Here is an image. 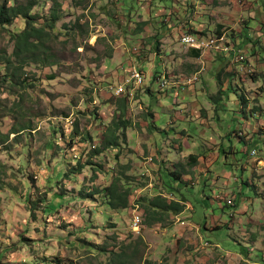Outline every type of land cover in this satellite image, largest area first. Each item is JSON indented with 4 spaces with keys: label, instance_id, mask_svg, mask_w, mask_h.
Masks as SVG:
<instances>
[{
    "label": "rangeland",
    "instance_id": "obj_1",
    "mask_svg": "<svg viewBox=\"0 0 264 264\" xmlns=\"http://www.w3.org/2000/svg\"><path fill=\"white\" fill-rule=\"evenodd\" d=\"M179 1L58 0L60 18L52 27V0H0V9L6 3L9 7L34 4L32 17L36 25L48 27L53 38L48 60L52 65L30 59L22 75L24 86L22 82H0V132L8 136H0V264H144L145 260L148 264H264V250H257L256 246L258 242L264 244V219L251 220L253 216L245 211L252 206L256 214L262 212L264 172L252 179V174L244 178L247 184L249 179L254 183L251 197L262 200L245 204V196L241 195L240 209L235 212L228 203H235L237 190L230 192L228 185L222 187L228 203L213 202L211 188L190 186L198 181L191 168L177 169L182 183L164 174L167 187L160 177L162 160L152 155L151 147L157 148L155 142L158 148L165 144L175 146L176 141L159 135L152 139L149 129L141 131L142 126L147 129L146 123H152L155 115L149 106L161 118L168 119L170 116L163 113L159 103L171 108L184 95L172 92L159 96L158 85L153 82L158 72L170 83L197 76L202 89L208 86L207 91L212 90L211 99L217 96L218 85L227 84L231 90L236 86L237 79L225 72L231 64L212 69L204 58L201 63L191 64L188 55L179 51L180 28L185 29L189 19L195 25L197 21L211 23L206 17L194 20L195 12L181 13L182 19L162 12L165 8L179 10ZM233 1L240 5L242 0ZM151 2L153 10L152 5L149 7ZM253 3L264 11V0ZM177 21L176 26L169 28ZM26 28L27 19L23 17L9 26L0 24V63L1 57L13 55V36ZM203 31L202 34L218 35L216 30ZM224 33L237 46L231 37L234 32ZM42 56L47 59L45 53ZM133 68L145 73L144 85L137 90L129 87L127 94L113 96L110 88L125 83ZM244 73L248 77L240 75L241 80H246L240 81L242 89H252L251 76ZM5 75V67L0 64V79ZM260 76L264 91V76ZM150 86H155L156 97L151 96ZM252 91L263 93L259 89ZM125 99H129L127 103ZM207 103V98L202 100L201 106L208 109L200 110L210 113L213 119L214 106ZM125 105L127 113L123 119L119 110ZM120 119L128 123L135 119L138 134L131 136L129 143L127 137L121 138L118 148L98 154L109 129ZM222 121L221 127L232 128L229 134L243 129L234 121L232 112L223 114ZM177 127L199 135L194 121L177 123ZM14 131L16 134H11ZM229 138L239 152V167L252 159L253 149L244 152L245 146H255L264 157V142L246 145L235 136ZM229 157L223 155L226 164ZM185 160L187 163L188 158ZM230 160L227 169L235 171V158ZM81 167L84 168L79 171ZM236 174L243 176L238 170ZM186 175L192 179L188 183L182 179ZM116 179L130 189V205L126 209H114L108 204L105 189ZM242 183L243 180L237 185ZM180 192L194 207L192 210L191 204L186 206L190 208L185 212L190 221L203 225L211 222L213 215L223 221H215L209 231L205 226L193 231L177 221L184 212L181 211L177 215L162 212L164 220L150 222L153 208L145 206L149 203L147 198L161 194L168 201H178ZM201 194L206 195L205 199H201ZM215 198L219 200L217 195ZM134 209L142 213L143 219L137 232L132 229ZM240 217L245 223L238 222ZM236 222L233 231L225 227L229 223L233 227Z\"/></svg>",
    "mask_w": 264,
    "mask_h": 264
},
{
    "label": "crops",
    "instance_id": "obj_2",
    "mask_svg": "<svg viewBox=\"0 0 264 264\" xmlns=\"http://www.w3.org/2000/svg\"><path fill=\"white\" fill-rule=\"evenodd\" d=\"M153 1L154 0H152V2ZM152 2L149 4V7L150 5H152L151 9L153 10L154 4H152ZM236 2L237 1L234 2L233 0H224V2H222L221 0H180L179 10L170 11L169 9L167 10L165 8V10L162 12L171 14L174 17L179 16L180 19L183 18V16H181V13L185 12L186 14H189L190 12H195V17H193L194 20L197 21L196 17H206L209 21H211V23H202L197 21V24L195 25V23L191 19H189V22L185 25L186 28L183 29L184 26L180 28V33L186 31L190 32V29L194 30L195 32H204L203 30L205 29H208L210 31L216 30L215 32L218 33H224V31L234 32L231 36L232 41L237 45V49H243L246 54L247 63H245V67H250L254 70L253 77H249L252 79V83L250 84L252 86V89H242L243 86L241 82H245L246 80L244 78L248 76H246L245 73L241 70L242 66L232 63L234 55L232 58L228 59L221 57L213 58L210 55H200L199 58H196L195 55L198 53V51L185 50L182 47H179L180 52L188 55L187 60H190L191 64L201 63V60L203 58L207 61L208 65H210V68L212 69H216V67H218L219 65L221 67L223 64H231L229 68L225 70V72L229 73L228 75L232 76L233 80L237 79L236 86L234 87V90H231V88L227 84L223 87H220L218 85L216 90L218 92L217 96L214 99H211L210 95L212 90L207 91L208 86L207 88L202 89L201 82H196L194 85L189 87L187 91L185 90L183 92L181 89H179V85L183 83L182 81L171 82L173 88L171 89L170 94L172 92L178 94L182 92L184 94L182 101L176 99L178 104H175V100L173 102L174 106L171 108H164L162 104L159 103V106L162 108L163 113L170 116L168 119L161 118V116L158 113L154 112L152 110V107L149 106V110L155 113V117L153 116L152 123L149 121L148 123H146L148 126L147 129L144 126H142L141 128V131L143 132L149 129L152 133V137H150L152 139H156L155 135H159L162 136V138L165 137V139L167 138L170 141H176L174 144L175 146H172V144H165L164 148H158L154 140V145L157 148L152 149L151 147V152H153L152 155L159 156L157 158H160L162 160L160 161L162 162L160 177L166 185L167 182L164 178L165 175L170 176L172 180H177L182 183L183 181L181 180V177L179 178V175H177L176 173L177 169L179 170L191 168L195 171L196 174L194 176L198 179V181L197 183H194L190 186L201 187L202 185H204L211 188L213 192V197H211L213 202L215 201L222 204L224 201H226L228 203L227 199H225L226 195L224 194V192L226 191L222 187L228 185L230 188V192L233 188L237 190L238 195H236L237 200L235 201V203H228L236 209L235 212L240 209L241 201L238 198L239 196L241 198V195L245 196V204L249 203L253 205V203L257 200H262V198L260 199V197H258L259 199H254L253 197H251L253 193L254 183H251L249 179L247 184L244 178H246V174H252V179L256 176L257 173L264 172V157L260 156V151L258 150V148H256L255 146H252V148L245 146L246 148L244 152H249L251 149H253L251 152L252 159L244 167H239L240 163L237 160V155L239 154V152L233 145V142H230L229 140V137L235 136L239 141L243 143L246 142V145H249V143H254L255 145L259 141L264 142V101L262 100V98L264 97V91L263 85L261 84L263 82V79L262 76H260H264V11L262 10L261 5L257 7V5L253 3V0H242L240 5ZM247 3L248 5H246ZM230 5L234 7L231 8ZM177 12H180V15L177 14ZM203 12H207L209 15H203ZM178 22L179 21L169 25V28H173L178 24ZM242 23L245 24L243 27ZM227 29H229L230 31H228ZM178 46H181L180 43ZM187 67L190 66L187 65ZM157 74V77L161 76L160 72H158ZM240 75L244 77L242 80L240 78ZM153 82L157 83V80H155V76ZM248 82L249 81H247L244 85L247 86ZM157 85V87L159 88V84ZM150 87L153 93L151 94V96L156 97L157 95L155 86ZM254 89H259L263 91V93L260 91V95L258 92L252 91ZM135 90H137V88ZM159 96L164 97V95L161 94ZM206 98L208 100L207 105L209 104L210 106H214V112L216 113V116H214L213 119L210 116V113L200 110V108L208 109L206 106H201L202 100H206ZM254 105L256 107L255 109L253 107ZM231 112L233 114L234 121L243 126V129H236L234 132H231L229 134V131H231L232 128L230 127L229 130H227L226 127H221V125L223 123V114L229 115ZM186 114H189V116H187ZM128 119L130 120V117ZM161 120H164V123L160 124L159 121ZM193 121L199 126V135H192L188 132V130L177 127V123H182L183 125H185V123L188 124ZM137 124L138 123L135 122V119H133V121L129 123L128 128L125 130V137L128 138V143L130 142L131 136L138 134ZM222 131L224 132L223 134L221 133ZM210 134L213 135L210 136ZM154 149L157 150L155 153ZM257 151L258 155L252 156V154ZM223 155L227 156V158L228 156L235 158L234 165L238 169L236 168V170L234 171L235 168H231L232 170L228 171V163H230L231 160L229 157L228 163L226 164L225 160H223ZM191 157H195V164L194 160ZM185 158H188L187 163L185 162ZM224 166H226V168ZM258 169L262 171L259 172ZM237 170L243 172V179L242 177L237 176ZM259 177L261 178L263 177V175H260ZM182 179L186 183L192 180L191 177H188V175L182 177ZM241 180H243V183L241 185H237L241 182ZM239 186H241V190H239ZM202 191L205 192L206 189L202 188ZM171 194L173 195V193ZM216 195L219 197V200L215 198ZM179 196L180 197L177 196L179 199L178 201L182 202L185 207L183 209L184 212L179 215L177 221L178 219L184 221V224H186V227L190 228V230H200L198 227L205 226L206 230L209 231V228H211L212 225H215V221H223V218L217 217L216 215H213V220L211 222L209 220L203 225L190 221L185 215V212H187L190 208L187 209L186 206L191 204V206L193 207V205L189 199L185 201L182 199V196L185 195H181V192ZM205 197L206 195L201 194V199H205ZM192 210H194V207L192 208ZM245 211L248 212L250 217L253 216L250 218L251 220H260V218L262 217L259 222H263L262 219H264V206L261 214H256L255 211L252 210V206H247ZM238 222L245 223L241 217L238 218ZM238 222H236L233 227H231L230 223L225 227L233 231L236 227L235 225ZM179 223L182 226V223ZM221 229L223 228H220V230ZM201 231L203 232L204 230L201 229ZM256 246L258 248L257 250H264V244L262 242H258Z\"/></svg>",
    "mask_w": 264,
    "mask_h": 264
},
{
    "label": "trees",
    "instance_id": "obj_3",
    "mask_svg": "<svg viewBox=\"0 0 264 264\" xmlns=\"http://www.w3.org/2000/svg\"><path fill=\"white\" fill-rule=\"evenodd\" d=\"M54 2V7L52 9V27H54V24L59 21L60 16L59 14V8L60 5L58 4V0H52ZM35 5L31 4L28 6H12L9 7V4L6 3L1 9H0V24L3 26H9L12 25L17 19L23 17L24 19H27V28L23 30L21 33L16 34L13 36V39L15 40V51L12 56L6 55L4 58L1 57L2 63H0L2 66L5 67L6 75L3 79H0V82L3 80L5 82H9L13 85H17L18 83L22 82V85L24 86V80H22V75L24 74V70L28 64H30V59L38 64H44L49 65L52 63L48 62L49 60V54H50V42L53 39L52 34L50 31H48V27H38L35 23V19L32 17V11L34 9ZM190 33H197L200 32H190ZM42 53H45L46 58L44 59L43 56L41 57ZM196 58L200 57V53L198 52L196 55ZM41 58V59H40ZM219 78V77H218ZM158 77L155 76V80H157ZM220 79V78H219ZM126 103L129 99H125ZM120 117L126 116L127 113V106L125 105L124 108H121L119 110ZM122 119V118H121ZM118 120V124L114 125V127L110 128L109 136L108 134L104 137L102 148L96 149L98 150L97 153L100 154L104 150L108 149H115L120 146V139L125 138V130L128 128L129 123L128 121H121ZM15 133L16 132H11ZM1 137H5L6 139L8 136H4L0 132ZM194 160V164L196 163L195 157H191ZM84 167H81L79 171H81ZM168 187V184H167ZM106 197L108 198V204L111 205L114 209H126L130 205V189L124 187V184H122V181L120 179L114 180L110 186H108L105 189ZM144 199V198H143ZM182 199L185 201L188 198L185 196H182ZM148 204L145 206L147 209L153 208L151 212V215H153L150 220V222H160L164 220V216L162 212H174L175 214L178 212L183 211L185 205L182 202L179 201H168L165 197L162 195L157 196L156 198L148 199ZM144 203V202H143ZM142 203V204H143ZM149 211V210H148ZM146 210V212L148 213ZM152 222V223H153ZM121 255V254H119ZM150 263L149 261L145 260L144 264Z\"/></svg>",
    "mask_w": 264,
    "mask_h": 264
},
{
    "label": "built area",
    "instance_id": "obj_4",
    "mask_svg": "<svg viewBox=\"0 0 264 264\" xmlns=\"http://www.w3.org/2000/svg\"><path fill=\"white\" fill-rule=\"evenodd\" d=\"M179 43L181 47L185 50H196L201 55H210L213 58L221 57V58H232V63H238L244 65L247 63L246 54L243 50L237 49V47L229 40L226 33H221L218 35H206L200 32L190 33V32H182L179 37ZM264 61V60H263ZM264 63V62H263ZM242 71L246 72L251 77L254 74V70L252 68H242ZM198 80V77H191L185 82L179 85V89L183 91L188 90L189 87L194 85ZM146 81V75L143 71L138 68H133L129 78L118 87H111L110 90L113 92V96H121L124 93L127 94V89L132 87L136 89L137 87H142ZM157 84H159V93L161 95H169L171 92L172 83H170L167 78L163 76H159L157 79ZM131 95H133V89L130 91ZM253 156L257 155V152L252 154ZM142 213L138 210H133V218H132V229L134 231H140L142 224ZM179 222L184 224V221L178 219Z\"/></svg>",
    "mask_w": 264,
    "mask_h": 264
},
{
    "label": "clouds",
    "instance_id": "obj_5",
    "mask_svg": "<svg viewBox=\"0 0 264 264\" xmlns=\"http://www.w3.org/2000/svg\"><path fill=\"white\" fill-rule=\"evenodd\" d=\"M219 34H221V33H219ZM201 55V54H200ZM253 156V155H252Z\"/></svg>",
    "mask_w": 264,
    "mask_h": 264
}]
</instances>
